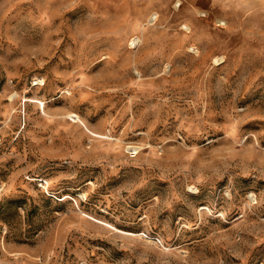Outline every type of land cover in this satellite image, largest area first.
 <instances>
[{
	"label": "rangeland",
	"instance_id": "obj_1",
	"mask_svg": "<svg viewBox=\"0 0 264 264\" xmlns=\"http://www.w3.org/2000/svg\"><path fill=\"white\" fill-rule=\"evenodd\" d=\"M0 264H264V0H0Z\"/></svg>",
	"mask_w": 264,
	"mask_h": 264
},
{
	"label": "built area",
	"instance_id": "obj_2",
	"mask_svg": "<svg viewBox=\"0 0 264 264\" xmlns=\"http://www.w3.org/2000/svg\"><path fill=\"white\" fill-rule=\"evenodd\" d=\"M153 20H155L156 19V13H154V14H152L151 16H150ZM223 23H218V25H222Z\"/></svg>",
	"mask_w": 264,
	"mask_h": 264
},
{
	"label": "bare ground",
	"instance_id": "obj_3",
	"mask_svg": "<svg viewBox=\"0 0 264 264\" xmlns=\"http://www.w3.org/2000/svg\"><path fill=\"white\" fill-rule=\"evenodd\" d=\"M190 49H193V48H190ZM194 50V49H193ZM34 79H36V80H38V78H34ZM35 83V82H34Z\"/></svg>",
	"mask_w": 264,
	"mask_h": 264
}]
</instances>
